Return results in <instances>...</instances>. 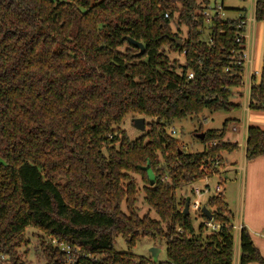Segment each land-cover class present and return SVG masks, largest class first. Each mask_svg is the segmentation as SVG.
Returning <instances> with one entry per match:
<instances>
[{
  "label": "trees",
  "instance_id": "trees-1",
  "mask_svg": "<svg viewBox=\"0 0 264 264\" xmlns=\"http://www.w3.org/2000/svg\"><path fill=\"white\" fill-rule=\"evenodd\" d=\"M207 2L0 0V253L10 264H25L30 227L45 264H63L53 239L97 256L83 264H152L115 252L116 235L129 246L164 238L167 261L159 264H232L233 214L222 192L204 206L218 225L210 233L203 213L193 228L186 198L176 196L219 175L215 159L238 149L224 140L228 120L196 131L204 145L197 152L166 132L175 119L241 108L231 98L243 87L245 9L234 20L214 18L203 35L198 10ZM254 19L264 22V0H255ZM128 38L143 44V54ZM249 108L264 112V47ZM130 114L151 119L133 140L115 128ZM262 155L264 130L248 126L245 158ZM134 176L157 220L138 214ZM251 262L264 258L242 226L238 264Z\"/></svg>",
  "mask_w": 264,
  "mask_h": 264
},
{
  "label": "rangeland",
  "instance_id": "rangeland-1",
  "mask_svg": "<svg viewBox=\"0 0 264 264\" xmlns=\"http://www.w3.org/2000/svg\"><path fill=\"white\" fill-rule=\"evenodd\" d=\"M208 13L210 15L214 14V8H215V0H208ZM254 3L255 0H223L222 2V10L221 12L224 15L225 19L234 20L237 19L240 15V10L245 9V15L247 19L246 24V33H247V66L250 64L251 72L253 73V76L256 80V82L259 81V74L260 69L262 65V57H263V47H264V22H259L253 20L254 16ZM217 4H220V1H217ZM208 23L204 24V33L208 34ZM186 29L184 27L180 28V37H185ZM169 57L171 59H177L180 64H183L184 60L181 55H178L177 53H170ZM249 62V64H248ZM241 93H243V89L239 90ZM231 101L234 103H240L241 108L236 109L232 112H214L209 113L208 111H203L200 114L196 116H189L182 119H175L172 121L171 124H169L166 127V132L172 136L174 139H177L183 146L185 152H197L201 151L204 148V145L197 141L196 139V131L201 127L203 132L207 130H219L223 122L225 120H228L227 128H226V134L231 142L235 140H240V131H239V124L235 120H238L239 123L244 122L245 125L248 126H257L264 130V112L248 109V112H245L242 110L243 105V98L242 96L234 95L231 98ZM139 116H133V115H127L120 124L115 126V128H119L121 130H124L127 134V136L133 140L138 137H140L144 131H140L136 129L133 126V119L138 118ZM146 123L150 122L151 119L144 117L143 118ZM233 126H237V131L233 132L231 129ZM174 131V133H171V131ZM221 156L224 161L221 162V168L226 166H235L239 167L244 165L246 167L247 160L244 157V152L240 149H237L233 152H222ZM242 161V162H241ZM220 168V169H221ZM242 171H239V174H236L235 172H230L228 177V180L223 182L221 177L222 173L219 175H213L212 177L204 178L197 180L195 182H192L189 185H184L176 190V196L177 198H190L193 199L191 195L192 188H199L202 189L205 185H208L209 192L204 194L200 198V202L202 206L206 205V201L208 197L215 193V187L216 185H221V191L224 195L226 204L229 208V210L233 213V210L235 209L236 204L242 203L246 206L247 203H249L247 199V193H248V187L244 184V182L241 185L242 180ZM135 180L138 183V187L140 190L139 200L137 203L138 207V214L140 216L144 215L145 213L149 212L150 218L157 220V215L154 213V211L149 210L148 206L144 203L142 199V183L140 181V178L138 176H134ZM223 178V177H222ZM243 179L244 178L243 175ZM243 181V180H242ZM259 205L260 207H264V197H260ZM123 209V207H122ZM188 213L190 214L192 218V224L193 228L196 230L198 226L202 223V219L198 215L199 213H196L195 211L189 209ZM32 233H38L37 229L35 228H28L26 230V237L29 239L28 244V253L26 256L25 264H45V261L43 257H41L37 250L36 241L37 238ZM234 237V236H233ZM157 248L158 254L157 259L154 261L151 257V249ZM113 249L117 253H124L135 257H144L146 259H150L152 261V264H159L162 262L167 261L166 257V241L164 238L160 237H141L138 241L135 242L134 245L129 246L125 239L121 235H116L113 240ZM264 258V257H263Z\"/></svg>",
  "mask_w": 264,
  "mask_h": 264
},
{
  "label": "crops",
  "instance_id": "crops-1",
  "mask_svg": "<svg viewBox=\"0 0 264 264\" xmlns=\"http://www.w3.org/2000/svg\"><path fill=\"white\" fill-rule=\"evenodd\" d=\"M255 80V78H254ZM242 96V94H241ZM244 100V99H243ZM247 96L245 97L244 102H246ZM243 110V105H242ZM244 123V122H242ZM240 128V140H235L233 142H242V148H239L244 152L245 157V143H246V131L247 125L245 123L241 126V123L237 122ZM224 140L230 139L226 136ZM242 162V161H241ZM239 171H242V180L241 185L244 182L246 187H248L247 199L249 203L246 206L242 203L236 204L235 209L233 210V224L240 225L241 227L247 228L250 233L252 242L258 248L261 255L264 257V207L259 205V196L264 197V155L259 156L253 160L247 162L246 167L244 165L239 166H226L222 169V181L225 182L228 180V175L230 172H235L239 174ZM244 178L246 180L243 179ZM233 238V254H232V264H238L239 258V231H234ZM248 264H258L251 262Z\"/></svg>",
  "mask_w": 264,
  "mask_h": 264
},
{
  "label": "built area",
  "instance_id": "built-area-1",
  "mask_svg": "<svg viewBox=\"0 0 264 264\" xmlns=\"http://www.w3.org/2000/svg\"><path fill=\"white\" fill-rule=\"evenodd\" d=\"M217 1H220L219 5L217 4ZM214 2H215V8H214L215 12L213 15H210L208 13L209 1L207 2V4L203 5L198 10V13L204 18L203 32L205 29L204 24L205 23L209 24L208 29H207L208 34L210 32V26L212 24L211 22L214 18L227 20L224 18L223 13L221 12V10L223 8L222 7L223 0H215ZM166 16L167 15H165V17ZM253 20H255L254 16H253ZM246 24H247V19L245 17V21H244L245 31L243 34V38L245 40V44H244L245 49L243 52V87H242L243 93H241V94H242V98L244 100H245V97L247 96L246 102L243 101V111L248 112V109H249V90H250V87L252 86V84L254 83V76H253V73L251 72L249 62H248V64H249L248 66H247V62H246V59H247V53H246L247 46H246V44H247V40H248L247 33H246ZM208 34H205V35H208ZM236 40L239 41V39H236ZM191 77H192V74L189 73L188 78H191ZM243 124L244 123H241V126H243ZM231 130L233 132H236L237 126H233ZM171 133H174V131L172 130ZM218 142L219 141H217V140L211 141L206 145V147L215 146ZM237 145L239 148H242V146H243L242 142H238ZM220 165H221V161L219 159H215L214 166L220 167ZM220 173H222V169H220ZM206 178H208V177H206ZM221 188L222 187L220 184L216 185L214 194L222 192ZM209 191L210 190H209L208 185H205L202 189L192 188L191 195H192L193 199L189 198L188 211H189V209H191V210L195 211L196 213L202 214V208L204 206H202V204L200 202V198L204 194L208 193ZM214 194L210 195L209 197L213 196ZM204 224L208 230L207 231L208 233H210L212 230H217V228H218V225L213 223L211 221V219H206L204 221ZM233 227H234L235 232L240 231V229H241L240 225L236 226L233 224ZM51 243H52V245L57 247L63 253V255H64L63 264H83V261H92L93 262L97 259V256H92L90 254H86L79 246H72L69 244L62 243V242H57L54 239L51 241ZM10 263H11L10 257L7 254L0 253V264H10Z\"/></svg>",
  "mask_w": 264,
  "mask_h": 264
},
{
  "label": "water",
  "instance_id": "water-1",
  "mask_svg": "<svg viewBox=\"0 0 264 264\" xmlns=\"http://www.w3.org/2000/svg\"><path fill=\"white\" fill-rule=\"evenodd\" d=\"M128 41L132 44V46H134L135 48H137L139 50L138 54H143L144 46L141 42L135 41L131 38H128ZM173 41L176 42V46H179L182 43L181 40L178 38H173ZM133 126L140 131H144V129H145L144 119L142 117L134 118L133 119ZM196 138L203 139V134L202 133L196 134ZM149 177H150L151 182H153V178H152L151 173H149ZM188 204H189V198L187 197L185 199V203H184V207H183V214L184 215L188 214ZM202 213L205 215L206 219H211V213L205 207L202 208ZM157 254H158V249L152 248L151 249V257L153 258L154 261L157 259Z\"/></svg>",
  "mask_w": 264,
  "mask_h": 264
}]
</instances>
